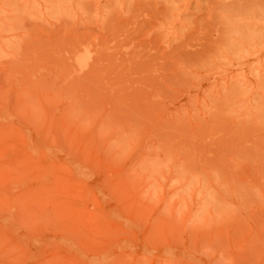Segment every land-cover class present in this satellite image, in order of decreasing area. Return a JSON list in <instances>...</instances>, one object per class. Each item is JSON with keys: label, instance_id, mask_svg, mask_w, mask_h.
Masks as SVG:
<instances>
[{"label": "rangeland", "instance_id": "obj_1", "mask_svg": "<svg viewBox=\"0 0 264 264\" xmlns=\"http://www.w3.org/2000/svg\"><path fill=\"white\" fill-rule=\"evenodd\" d=\"M0 264H264V0H0Z\"/></svg>", "mask_w": 264, "mask_h": 264}, {"label": "bare ground", "instance_id": "obj_2", "mask_svg": "<svg viewBox=\"0 0 264 264\" xmlns=\"http://www.w3.org/2000/svg\"><path fill=\"white\" fill-rule=\"evenodd\" d=\"M77 49V48H76ZM81 49V48H80ZM75 50V49H74ZM79 50V48L77 49V53H75V56H76V58H75V60H76V62H78V63H81V62H85L86 60H87V58H89V57H87V49H85L84 51H78ZM90 51V50H89ZM71 53V52H70ZM91 53V52H90ZM89 53V54H90ZM88 62V61H87ZM87 62H85V63H87Z\"/></svg>", "mask_w": 264, "mask_h": 264}]
</instances>
